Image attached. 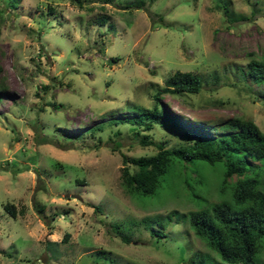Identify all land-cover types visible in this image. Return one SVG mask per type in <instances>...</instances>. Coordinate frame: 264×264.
<instances>
[{
    "label": "rangeland",
    "instance_id": "rangeland-1",
    "mask_svg": "<svg viewBox=\"0 0 264 264\" xmlns=\"http://www.w3.org/2000/svg\"><path fill=\"white\" fill-rule=\"evenodd\" d=\"M263 55L264 0H0V264H220L188 212L230 199L221 163L174 159L154 192L128 190L122 155L156 145L108 122L180 70L200 89L162 92L164 109L207 134L234 116L264 134V84L235 67Z\"/></svg>",
    "mask_w": 264,
    "mask_h": 264
},
{
    "label": "trees",
    "instance_id": "trees-1",
    "mask_svg": "<svg viewBox=\"0 0 264 264\" xmlns=\"http://www.w3.org/2000/svg\"><path fill=\"white\" fill-rule=\"evenodd\" d=\"M72 1L79 5L81 2ZM237 66V76L264 84V55L258 59L251 58L244 69ZM200 85L197 74L176 70L166 76L159 91L153 93L152 107L141 106L140 111L132 116L116 115V120L108 122L127 125L135 136L139 135L138 140L142 144L156 145L152 153L130 158L122 155L123 185L142 194L154 192L167 179L166 172L174 159L221 163L218 191L228 186L230 199L189 211L188 224L217 254L220 264H260L258 255L264 247V134L251 120L237 116L222 123L218 133L207 134L203 131L204 127L198 125L199 122L187 121L158 103L162 92H197ZM186 123L192 124V127ZM101 126L96 125L94 130H99ZM153 126L160 129L167 126L175 134L177 143H155L148 139L150 133L141 134L138 131L150 130ZM113 133L119 134L120 129L116 128ZM130 164L135 166L133 171L129 168ZM76 182L83 183L82 180ZM3 209L13 217L16 214L12 203H5ZM120 237L127 241L128 237ZM189 262L209 264L191 258Z\"/></svg>",
    "mask_w": 264,
    "mask_h": 264
}]
</instances>
